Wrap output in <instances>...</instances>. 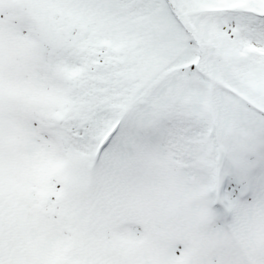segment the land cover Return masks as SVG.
Returning a JSON list of instances; mask_svg holds the SVG:
<instances>
[{"label": "snow or ice", "instance_id": "6c2138e0", "mask_svg": "<svg viewBox=\"0 0 264 264\" xmlns=\"http://www.w3.org/2000/svg\"><path fill=\"white\" fill-rule=\"evenodd\" d=\"M0 264H264V0H0Z\"/></svg>", "mask_w": 264, "mask_h": 264}]
</instances>
